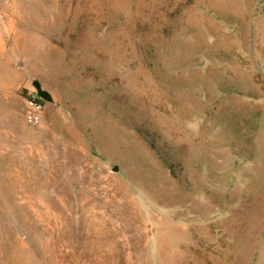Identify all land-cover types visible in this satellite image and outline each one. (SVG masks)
Segmentation results:
<instances>
[{"label":"rangeland","instance_id":"rangeland-1","mask_svg":"<svg viewBox=\"0 0 264 264\" xmlns=\"http://www.w3.org/2000/svg\"><path fill=\"white\" fill-rule=\"evenodd\" d=\"M0 131V264H264V0H0Z\"/></svg>","mask_w":264,"mask_h":264},{"label":"built area","instance_id":"built-area-1","mask_svg":"<svg viewBox=\"0 0 264 264\" xmlns=\"http://www.w3.org/2000/svg\"><path fill=\"white\" fill-rule=\"evenodd\" d=\"M36 97V92H30L27 96V103L29 106V118L32 120L38 119L39 113L43 106V102H39Z\"/></svg>","mask_w":264,"mask_h":264},{"label":"trees","instance_id":"trees-1","mask_svg":"<svg viewBox=\"0 0 264 264\" xmlns=\"http://www.w3.org/2000/svg\"><path fill=\"white\" fill-rule=\"evenodd\" d=\"M36 99L39 101V102H43V99L41 98V96H45L44 92L42 91H39V92H36Z\"/></svg>","mask_w":264,"mask_h":264},{"label":"bare ground","instance_id":"bare-ground-1","mask_svg":"<svg viewBox=\"0 0 264 264\" xmlns=\"http://www.w3.org/2000/svg\"><path fill=\"white\" fill-rule=\"evenodd\" d=\"M2 130V129H1ZM1 132V131H0ZM9 142V141H8ZM12 142V141H11ZM11 144V143H10ZM13 144V143H12ZM7 145V144H6ZM15 149H17V147L15 148ZM13 150H14V148H13Z\"/></svg>","mask_w":264,"mask_h":264}]
</instances>
